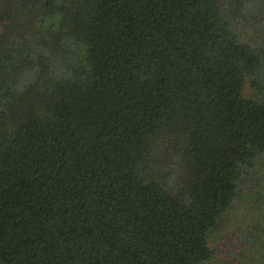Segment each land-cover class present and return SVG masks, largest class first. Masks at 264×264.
<instances>
[{
  "label": "trees",
  "instance_id": "16d2710c",
  "mask_svg": "<svg viewBox=\"0 0 264 264\" xmlns=\"http://www.w3.org/2000/svg\"><path fill=\"white\" fill-rule=\"evenodd\" d=\"M0 264H264V0H0Z\"/></svg>",
  "mask_w": 264,
  "mask_h": 264
},
{
  "label": "rangeland",
  "instance_id": "374dc122",
  "mask_svg": "<svg viewBox=\"0 0 264 264\" xmlns=\"http://www.w3.org/2000/svg\"><path fill=\"white\" fill-rule=\"evenodd\" d=\"M240 244H241L240 241L235 239L233 236L228 235V237H226L224 240L221 241L220 246L223 253L227 256L228 259H230V258H235L234 253L236 251H239Z\"/></svg>",
  "mask_w": 264,
  "mask_h": 264
}]
</instances>
